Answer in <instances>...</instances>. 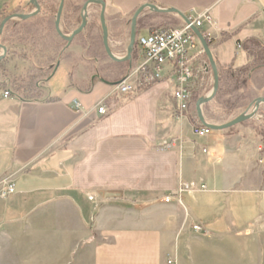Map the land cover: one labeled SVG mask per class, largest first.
I'll return each instance as SVG.
<instances>
[{"label": "crops", "instance_id": "crops-1", "mask_svg": "<svg viewBox=\"0 0 264 264\" xmlns=\"http://www.w3.org/2000/svg\"><path fill=\"white\" fill-rule=\"evenodd\" d=\"M146 2L186 13L208 9L211 22L201 32L210 37L219 86L239 100L252 93L238 103L242 110L237 114L264 96V66L248 75V83L229 84L248 60L243 43L253 39L264 48V0H117L123 11ZM33 8L29 0H0V17ZM157 15L168 16L158 27L178 23L172 14ZM38 18L11 19L0 36L10 49L1 65L7 75L3 83L11 91L3 97L0 90V181L14 185V193L0 199V226L23 222L51 203L70 204L72 213L62 210L57 219L67 221L74 213L88 225L94 237L87 245L90 264H172L183 231L216 239L264 231V220L254 224L264 217V145L257 131L264 103L242 123L197 136L189 110L175 116L169 72L133 93L111 94L112 82L140 63L136 53L130 62L115 63L107 78L91 74L82 83L69 66L75 63L69 55L81 49L78 38L72 43L61 39L55 17L57 36H37L36 26L42 34L50 30ZM28 22L31 31L17 29ZM21 69L31 81L10 78V72ZM34 80L43 83L35 87ZM102 99L107 111L98 114L95 107ZM215 100L224 101L214 97L202 113L207 122L221 124L226 121L213 122L205 114ZM181 184L188 186L179 195L181 204L177 196L165 202ZM196 222L202 226L199 232L191 229Z\"/></svg>", "mask_w": 264, "mask_h": 264}, {"label": "rangeland", "instance_id": "rangeland-1", "mask_svg": "<svg viewBox=\"0 0 264 264\" xmlns=\"http://www.w3.org/2000/svg\"><path fill=\"white\" fill-rule=\"evenodd\" d=\"M85 1L86 0H65V7L68 12L71 10L70 7H77L74 13H69L70 16L76 18L73 17L74 20H78L77 23L81 21L80 15L78 16L79 8ZM103 1L106 3L104 15L111 52L117 57H122L123 54L126 53V47L129 42L132 15L143 3L134 5L129 11H123L117 3V0ZM74 3H77L78 6L74 5ZM57 4L58 0L55 2V5ZM68 4L71 5L69 6ZM15 9L13 8L12 10ZM100 9V5H89L87 8L89 19L83 31L76 36L79 45H81V49L78 54L75 55V53H72L69 55L75 59L74 64L71 65L72 61L69 62L71 71L77 72V74L81 76L80 79L82 83H84L85 79L91 74L99 78H107L108 75L115 70V63L107 57L102 47V32L99 22ZM32 10H34V8ZM38 17L37 22H39V25L43 27L47 26L50 30H48V32L44 31L45 34H42L43 31H40L41 28L36 26V29L39 30L37 36H47L49 34L57 36L53 30L55 15H39ZM1 19L2 17L0 21ZM164 19H168V16L164 18L149 9L144 10L136 21V31L139 30L136 35H145V29L160 26L159 24L163 23ZM16 20L18 23L20 21L22 22L21 19ZM77 23H70L69 25L60 23V29L62 33L68 35L78 27ZM32 26L33 24L28 22V24L20 26V28L17 29L21 31L25 29L26 32H29L32 30ZM77 40L74 42H77ZM134 54H136V51ZM253 55L254 58H251L250 55L248 56L247 62L252 61V59L255 60V62L253 61L251 64L247 65L248 68L244 73L237 75L238 71L233 72L235 76L231 77V82H229V84H231L230 86L234 85L237 88L240 85L248 83V75L253 73L256 68L264 66V52L262 50L257 52L254 50ZM70 60L71 59H69V61ZM64 63H68L67 60ZM26 72L28 71L21 69L15 72L16 74L10 72L11 75H9L11 76L10 78L16 82L31 81ZM6 77L7 75L2 76L0 80H4ZM64 79L66 80L65 77H61L62 82H64ZM258 79L257 77L256 80ZM33 82L34 86L37 83H43L35 80ZM204 83L205 85L200 89L193 90L191 96L194 94L204 96L212 90L213 84L209 80V75L204 79ZM4 85L6 84L4 83ZM41 86L42 85L39 87ZM227 95L230 96L228 97ZM235 95V92L232 90L223 89L222 92L217 95L218 99L222 98L224 100L223 104H218V101L215 100L216 102L211 104L212 107L205 110V114L213 120V122L229 121L239 115L237 113L242 109L237 108L238 103H241V100L242 103H244L252 93H246L248 96L241 100H239L240 97L235 99ZM195 102L192 103L189 111L192 115V119L196 121L198 119L194 109ZM263 125L264 121L259 128H257L258 132L259 130L262 131ZM79 206H83V204ZM69 208L71 209V206L67 203L64 205L61 203H51L33 212L31 216L23 222L0 226V264H90L89 248L87 245L94 237L90 236L87 230L88 225L74 218V213L71 216L68 213L70 217L67 221H60L57 219L58 214L62 210L66 212L70 210ZM69 212L72 213V210ZM171 255H173L172 264H264V231L245 230L235 234L234 237L223 239L210 238L200 233L183 231Z\"/></svg>", "mask_w": 264, "mask_h": 264}, {"label": "built area", "instance_id": "built-area-1", "mask_svg": "<svg viewBox=\"0 0 264 264\" xmlns=\"http://www.w3.org/2000/svg\"><path fill=\"white\" fill-rule=\"evenodd\" d=\"M182 13L185 18L175 13L172 14L178 20V23L152 28L145 35L136 37L134 49L140 56L141 61L122 79L114 83L111 94L133 93L139 88H146L161 80L163 75L169 72L175 84L173 91L176 107L175 116L177 118L184 116L190 108L189 101L192 91L203 87L205 85L204 79L208 75L212 83L207 58L200 41L191 29L195 27L201 31L205 23L211 22V17L208 9L199 12ZM88 19L89 12L87 10L86 20ZM203 35L209 44L210 37ZM209 93L204 96L209 95ZM10 94L9 90L2 92L3 97H8ZM78 107L79 102L73 101L72 108L78 109ZM95 109L98 114H105L107 111L105 99L100 100L96 104ZM193 132L197 136H204L211 130L202 126L196 120L193 125ZM186 189H188V186L181 184L173 193L166 195L164 201L169 202L173 196H177V202L181 204L179 195ZM13 193L14 185L12 182L0 181V199H5ZM191 229L193 232L201 231V223L192 224ZM167 263L171 264V261L168 260Z\"/></svg>", "mask_w": 264, "mask_h": 264}, {"label": "water", "instance_id": "water-1", "mask_svg": "<svg viewBox=\"0 0 264 264\" xmlns=\"http://www.w3.org/2000/svg\"><path fill=\"white\" fill-rule=\"evenodd\" d=\"M30 3L34 6V10H32L31 12L26 13V14L11 13V14L5 16L0 21V36L3 32L4 25L8 21H10L11 19L16 18V19L26 20V19L36 15L39 12L40 6H39L37 0H30ZM90 4H97V5H100V7H101L100 13H99V22H100V27H101V32H102V45H103V49H104L105 54L114 63H123V62H130L131 61V54H132V51L134 49V44H135V39H136V21H137L138 16L144 10L149 9L155 13H165V14L175 13V14H178L179 16H181L182 18H185L183 13L181 11H179L178 9H175V8H162V7H159V6H157L153 3H150V2H146V3L141 4L134 11L132 18H131L129 42H128V45L126 47V54L123 57H116L111 52V49L109 46L108 29H107V25H106V21H105V15H104V13H105V1H103V0H86L84 2V4L82 5V8H81L80 24L78 25V27L76 29H74L68 35H65L64 33H62V31L60 29V18H61V13H62V9H63V0H60L56 14H55V21H54L55 31L61 39L70 43L72 41V39L75 36H77L78 34H80L82 32V30L85 28L86 22H87V20H86L87 8L89 7ZM191 29L201 43L204 54H205L207 61H208V64H209L210 71H211L212 76H213L212 90L209 93V95L199 97L194 104L196 117H197L198 121L200 122V124L202 126L208 128L211 131H217V130H223V129L230 128L234 125H237L239 123H242L245 120H248V119L254 117L257 114V111H258L260 105L264 103V96L255 98L245 111H243L239 115L235 116L234 118L230 119L229 121H226V122L221 123V124H213V123H209L205 120L203 113H202V106L204 104L210 102L215 97L217 90H218V86H219V75H218V69H217V65H216L214 56L210 50L209 44L206 41L204 35L202 34V32L199 29H197L195 27H192ZM0 52H1L0 53V61H1L6 54V47L2 44H0ZM263 220H264L263 216H258L255 219L254 224L257 225V224L263 222Z\"/></svg>", "mask_w": 264, "mask_h": 264}, {"label": "trees", "instance_id": "trees-1", "mask_svg": "<svg viewBox=\"0 0 264 264\" xmlns=\"http://www.w3.org/2000/svg\"><path fill=\"white\" fill-rule=\"evenodd\" d=\"M38 3H39V6H40V10H39V12L36 14L37 16H39V15H52V16H54L55 14H56V11H57V6H58V4L57 5H55V3H52V2H50V1H44V0H38ZM68 8V7H67ZM77 9V7H71V10H70V12H75V10ZM70 12H68V10L66 9V7H64L63 6V9H62V13H61V18H60V23H64V24H66V25H69L70 23H77V21H74V19H73V17L74 16H70ZM1 18V17H0ZM75 18V17H74ZM7 24H8V22L4 25V28L7 26ZM4 28H3V30H4ZM139 32V30H137L136 31V34ZM10 34V33H9ZM137 36V35H136ZM0 44H2V45H4L5 47H6V54H5V56H4V58L2 59V60H4L7 56H8V54H9V47L7 46V45H5L1 40H0ZM134 48H135V44H134ZM242 48H243V50H245V52L247 53V56H251V58L253 57L254 58V55H253V53H254V50H256V52L257 51H260V50H262L263 52H264V48L262 47V45L259 43V41H257V40H253V39H251V40H249V41H246L245 43H243V45H242ZM134 52H135V49H133V52H132V54H131V59H134V57H135V54H134ZM262 59V58H261ZM1 60V61H2ZM1 61H0V78L2 77V76H6V69H4V68H2L1 69ZM255 62V60H253L252 59V61H250V62H246L245 63V65H243L242 67H240L239 69H238V73H237V75H239V74H241V73H244V71H246V69L248 68V66L247 65H249V64H251V62ZM119 64V63H118ZM254 68H256V67H254ZM254 68H252V69H254ZM129 72V71H128ZM127 72V73H128ZM125 74H126V72H125ZM124 74V75H125ZM123 75V76H124ZM93 76H96V75H93ZM115 82H117V81H115ZM115 82H112V83H115ZM5 88H7V89H5ZM3 89V91L4 90H9L10 91V89L8 88V87H6L5 85H4V83H3V80H0V90H2ZM222 89H221V87L220 86H218V90H217V93H216V95L215 96H217L219 93H220V91H221ZM10 93H11V91H10ZM202 95H200V94H194L193 96H191V98H190V101H189V107H191V105H192V103L193 102H195L199 97H201ZM219 104H223V102H221V103H219ZM223 106H226V105H223ZM260 135H261V137H262V142H263V145H264V125H263V127H262V131L261 130H259V132H258Z\"/></svg>", "mask_w": 264, "mask_h": 264}, {"label": "flooded vegetation", "instance_id": "flooded-vegetation-1", "mask_svg": "<svg viewBox=\"0 0 264 264\" xmlns=\"http://www.w3.org/2000/svg\"><path fill=\"white\" fill-rule=\"evenodd\" d=\"M44 1H50V2H52V3H55V2H53V1H51V0H44ZM37 2H38V0H37ZM59 2H60V0H58V5H59ZM64 3H65V0H63V6H64ZM29 4H31L30 3V0H29ZM39 4V3H38ZM32 5V4H31ZM33 6V5H32ZM17 13V12H16Z\"/></svg>", "mask_w": 264, "mask_h": 264}]
</instances>
